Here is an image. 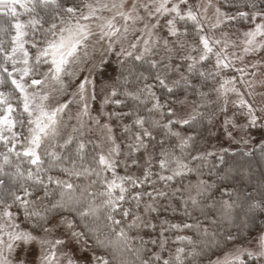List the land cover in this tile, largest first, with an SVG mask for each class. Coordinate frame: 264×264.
Masks as SVG:
<instances>
[{"label":"trees","instance_id":"trees-1","mask_svg":"<svg viewBox=\"0 0 264 264\" xmlns=\"http://www.w3.org/2000/svg\"><path fill=\"white\" fill-rule=\"evenodd\" d=\"M250 1L263 4L224 0L240 21ZM87 2L27 0L12 10L0 0V217L11 208L22 227L38 234L67 217L97 264H207L254 244L264 233V140L250 125V149L199 156L229 107L207 65L167 85L162 63L152 56L120 62L109 89L110 123L120 145L117 175L101 161L98 130L75 123L73 108L38 160L26 153L29 116L14 61L18 23L34 68L35 47ZM178 107L194 112L181 114ZM240 109L232 105L227 113L245 120Z\"/></svg>","mask_w":264,"mask_h":264},{"label":"rangeland","instance_id":"rangeland-1","mask_svg":"<svg viewBox=\"0 0 264 264\" xmlns=\"http://www.w3.org/2000/svg\"><path fill=\"white\" fill-rule=\"evenodd\" d=\"M3 1L12 10L27 2ZM259 1L263 4L245 2L240 21V13L231 12L224 0H88L82 13L58 25L40 48L35 47L34 68L28 66L20 21L14 61L29 116L26 153L38 160L73 108L75 123L98 130L101 161L110 176L112 171L117 175L120 145L110 123L109 89L122 60L145 56L162 63L160 78L167 85L204 65L219 76L217 92L229 107L201 148V158L219 156L226 149H250V125L260 128L258 140H264V0ZM184 22L195 29H186ZM232 105L241 106L247 118L229 115ZM252 258L264 264V233L254 244L234 247L207 264H245ZM0 264L97 263L69 218L55 220L46 234H38L22 227L16 211L5 208L0 217Z\"/></svg>","mask_w":264,"mask_h":264}]
</instances>
